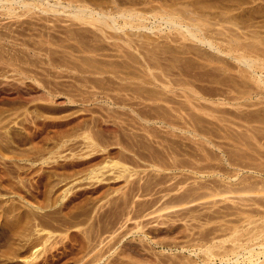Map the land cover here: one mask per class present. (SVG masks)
<instances>
[{
	"label": "rangeland",
	"instance_id": "374dc122",
	"mask_svg": "<svg viewBox=\"0 0 264 264\" xmlns=\"http://www.w3.org/2000/svg\"><path fill=\"white\" fill-rule=\"evenodd\" d=\"M163 2L164 1L156 2L157 5L162 6V8H164L163 10H168L166 8V5L168 7H170L172 5V3L170 1H165L164 3ZM184 2H186V3H184ZM188 3H189V7H186V6H188L187 5ZM173 4H174V6L172 5L171 6L172 8L171 7L170 8L174 9V10L183 11L184 7L188 8L187 9V10H189L188 12L189 13L192 12V13H191V15L189 14L190 16H188V15L187 16L188 17H194L196 19V22H200V21H198L197 18L199 15H201L202 12H203V15L207 14L209 16V17H206V19H209L212 17L217 19V21L220 19L219 20L220 22L221 21L224 22V24L221 22L223 24V26H226L225 25L226 24L225 21H227L226 19H228V20L234 19L238 29H237V27L234 29L229 24H227V27L228 26L230 27V28L228 27L229 31L232 29L230 31V33L233 31L232 34H234V32H238V34H239L238 39H240V40H238L239 43L240 44L243 43L244 45H247V44L249 45V43L250 44L255 43L254 47L256 49H259L257 51V56H258L259 51H260L259 55L261 54L262 50L264 51V44H263L264 43V0H176L175 2H173ZM190 5H193V7ZM173 7H176L178 9H175ZM179 7H180V9H179ZM192 8H194L195 10ZM193 10H194V12H193ZM196 10L198 11V13ZM22 12H24V11H22ZM22 12L19 9L14 13L15 16L11 15L12 17H10V16L7 17V15L6 16L0 15V36L2 35L1 36L2 39L0 38V40H2V41H0V58H1L0 59V117H1L0 118V125H1L0 126V264H171L172 260H173L172 264H177V263L178 264H193V263L194 264H202L201 258L203 256L199 252L201 250H199V248H197V250H196V248H192L193 244H194V246H196L198 244L199 245L202 244V242L203 243L205 242L204 244L206 245L209 238H210V240L208 242L209 244L206 246H209L210 243L213 244L215 242L214 244H217V243L219 244V243H222L221 241H223L225 246H224V244H222V245L224 246L225 249H228L231 245L230 242H228L229 237H230V241H232L231 239L234 237L232 234H234V232L235 233L238 232L237 233L238 236L235 235V237L237 236V237H241V239L242 238L245 239V240L242 239V241L240 240L242 242V244H245V242L243 243V241H246V243H247L246 239L251 237L248 235H251L252 234L251 232L254 233V231H256V227H259L258 225H260L264 221V219L261 221V219L264 217V209H263L264 204H262V201L264 200L263 199L264 198V194H263L264 193L263 192L264 191V186H263L264 184H262V183H264V174H263L264 173V170H263L264 166L262 167V165H264V136H263L264 135V125L260 124L259 121H257L256 119L253 118L254 113H255L254 114L255 116L257 115L256 112H254V111H257V113L259 112V114L261 112H263V113H261V115L264 116V88H259L258 90L253 88V91L256 90L259 94L255 91L256 95L251 96L249 99H246V100L242 99V100H239V101L234 103L232 99H233V97L234 98L236 97L235 94L234 93L233 94L232 93L227 94L228 89L226 87L220 86L217 83L214 84L213 82H216V81L219 82V80H217V79H220L221 81H223L225 77H228V74L230 72L229 76L232 75L231 77L234 79V81L237 78L236 82L239 83V81H240V84H239L240 86H242V85L244 86L245 83H246L245 86H247L248 84H250L252 86L253 83L249 80H246V81L243 80L245 83L241 84L242 79H238L236 71L234 72V70H236L235 67H237V64L232 59L230 60V58H227L226 56L219 55V57L224 58L223 61L225 60L226 63H228V64H226V66L228 65V67L229 66L230 67L235 66V67H234V69H233V67H231V71L227 72L228 74L225 73L224 76L223 75L217 76L218 73L217 74L215 72L212 73V70H211L212 67L216 68L218 66V64H212L213 66L210 65V66H208V68H205V67H207L205 65V64H207L205 61L202 60L203 61L202 62L200 60V63H199V61H198L199 59H196V57H194L195 55L193 52H195V51H193V49H192L193 52H191L190 56H189V53L186 56H185V54H181V55L177 54L176 63L178 65L176 63H174V66H175V64L177 66V67H174L173 65H171V63L174 62L176 55H173V57L174 56L175 57L173 58L174 60L172 62H171V58H172L171 55L175 54L177 52L180 53L179 49H181V45L184 46V48L186 47L185 45H187V47L185 48L186 50H187V48H190L191 47V45L189 44L190 42L187 41L185 44L180 39L174 40L178 35L176 36L174 34L176 36V37H174V35H172L174 32L172 33L171 30H169V31L167 30L169 33H171V34H168V32L166 31L167 28L166 29H165V27L163 28L162 24H157L156 21L153 20L154 15L151 13H147V12L144 13V14H146V16L143 14L144 17L146 18V23L148 22L146 24L147 27L150 28L152 26V22H153V23L157 24V25L154 24V26L163 32H160L159 30L155 29L154 26H153L154 29L151 27L150 29L146 28L144 30L143 29L139 30V34H137L138 33L137 30H134L135 32L132 30L134 33L129 31V33H131L132 35L134 34L135 37L141 38L137 41L136 38L134 37L133 39H134V41L136 40V42H133V41H128L127 39H129V38L123 39L124 37L129 36L131 38L129 40H133L131 35H129V33H127V35H125L124 33L119 32V33H116V35L118 34L116 36L115 33L112 34V32H109V31H107L108 35H106L107 34L106 32L104 34L106 35V37L109 36V38L112 36L113 39L107 40L108 38L106 39L105 37H103V36H105L104 34L101 33L103 35V36H101L99 31L94 30L95 28L94 29H93V27L89 28L90 25L89 26L83 25V24H80L79 22L73 21L72 19H71L72 20L71 21L69 17H67V16L65 17L64 15H58V16L57 15H51V14L43 15L41 13H38V11H32L33 13L32 12L22 13ZM199 12H201V13H199ZM179 13L182 14V12H179ZM179 13H177V14L179 15ZM177 14L175 16L180 18V15L178 16ZM183 14H185V13H183ZM196 14L197 15L199 14V15L197 16ZM195 15H196V17H195ZM31 16H32V18H31ZM48 16H49V18H48ZM184 16L185 15H183V17L181 16V18H180L181 21H183V20H185V18H187V16H185V17ZM65 18H67V19H65ZM182 18H184V19H182ZM199 18H200V20H202L204 18V16L202 17V15H201ZM206 19H205V21H206ZM20 20H21V22H20ZM17 21H18V23H17ZM185 21H187V20H185ZM185 21H183V22L185 23ZM35 23H36V26H35ZM70 23H71V26H70ZM200 23H202V22H200ZM212 23H213V21H212ZM221 23H220V25H221ZM150 24H151V26H150ZM52 25H53V27H52ZM159 25H160L161 29L159 28ZM27 26H28V28H26ZM37 26L39 27V29ZM223 26H221V27H223ZM68 27L70 30L68 29ZM85 27L87 28V30ZM33 28H35V29L33 30ZM214 28L218 29L217 26ZM223 28H225V30L222 29L221 31L226 32V27H223ZM48 29H50V30H48ZM148 29L150 31L151 30L152 31L150 32ZM219 29H221V28H219ZM155 30H157L158 32ZM236 30H238V31H236ZM62 33H64V35H62ZM110 33H111V35H110ZM226 33H228V31ZM241 33H242V35H241ZM5 34H7V35L5 36ZM119 34H122V35H120L121 37L119 36ZM135 34H137V36ZM162 34H164V35H162ZM243 34H245V35H243ZM34 35H35V37H33ZM75 35H76V37L74 38ZM139 35H142V36L140 37ZM21 36H23V37H21ZM52 36H53V38H52ZM56 36H57L58 40H57ZM116 37H119V39H117ZM142 37H143V40H142ZM253 37L254 38L256 37V38L254 39ZM121 38L123 40H121ZM178 38H179V36L177 37V39ZM257 38H258V40H257ZM11 39H13V40L11 41ZM44 39H45V41H44ZM144 39H145V41H144ZM260 39H262V40H260ZM69 40H71V41H69ZM167 40L173 44L169 43ZM173 40H174V42H172ZM87 41H88V43H87ZM97 41L98 42L100 41V42L98 43ZM125 41L126 42L128 41L129 44H126ZM147 41H150V42H147ZM162 41L165 45L162 43ZM175 41L176 42L181 41V43H176ZM63 42H65V44ZM82 42L86 46L83 45V47H82V44H81ZM104 42H106V43H104ZM123 42H125L126 46ZM140 42L142 44L139 45L138 43H140ZM108 43H110V44H108ZM259 43H260V45H259ZM178 44H180V45H178ZM100 45H101V47H100ZM102 45H103V47H102ZM117 45L120 47H118ZM121 45H124L125 49ZM127 45H128V48H127ZM192 45H194V44H192ZM133 47L135 48L134 49L135 51L133 50ZM140 47H142V48L139 50L138 48H140ZM175 47L179 48V49L178 48L176 49L177 52L175 50H171V49H175ZM35 48H37V49H35ZM93 48H95L96 50ZM157 48H159V49L157 50ZM160 48H162V50ZM41 50H42V52H41ZM88 50L90 52H88ZM114 50H116V52ZM138 50L140 52H142L143 54L146 52V50H147V52L149 51L150 54H152V55L154 53V55H157L156 58L159 56L158 59H159L160 63L158 62V60H156V61L159 63V65H162L161 66L162 69L157 68V67H160L158 65V63L156 64V67H154L155 63L152 65V67H154V69L151 67H148L150 65L149 62H151V61L148 62V60H146V59H148V55L146 54L147 52L145 53L147 56L145 54L143 55V56H146L147 58L145 57V58L140 59L142 57V55H141L142 53L138 54L139 53ZM186 50H184V51H186ZM172 51H174V52H172ZM207 51H208V53L210 52L209 50H207ZM74 52H76V53L74 54ZM126 52H128L129 54H127ZM149 52H148V54H149ZM166 52H167V54H166ZM170 52H172V53L170 54ZM125 53H126V55H125ZM113 54H114V56H113ZM262 54L264 55V52H262ZM262 54H261V56H263ZM62 55H63V57H62ZM69 55H70V57H69ZM129 55H130V57L128 60V59H126V57ZM135 55H136V57H135ZM160 55H162L164 57L161 56V58H160ZM178 55H180V56H178ZM83 56L86 58H84ZM138 56H141V57H138ZM2 57L4 58V60ZM185 57H187L186 58L187 60H188V57H190V58L187 61L185 59ZM69 58H71V59H69ZM262 58L264 59V56ZM143 59H145L144 61H147V62L144 63ZM179 59H181V60H179ZM195 59H196V61H195ZM58 60L60 63L58 62ZM110 60H111V62H110ZM167 60H170V61L168 62ZM18 61H20V62H18ZM67 61H69V62H67ZM80 61H82V62L80 63ZM120 61H122V63ZM225 61H224V63H225ZM37 63H38V65H37ZM124 63H125V65H124ZM138 63H140V64H138ZM146 63L148 64V66ZM168 63H170V64H168ZM186 63H187V66H184V65H186ZM203 63L205 66L203 65ZM98 64H100V66ZM151 64H152V62H151ZM193 64H197V66L193 65ZM79 65H81L82 67ZM120 65H122V66H120ZM165 65L169 68H167ZM219 65L220 66H218V67L223 66L222 64H219ZM91 66H92V68H91ZM112 66L115 67L116 69L113 68ZM134 66H135V69H134ZM180 66H181V68H180ZM18 67H20V68H18ZM36 67H38V68H36ZM88 67H90V68H88ZM102 67H103V69H100ZM109 67L110 68L112 67L115 71L112 70V68H111V70L108 69ZM131 67H133V68H131ZM163 67H166L167 69H170V70L172 69L171 67H174V69H172L173 72H176V69H177L176 73H178L180 71L183 74L190 76L189 78H191L193 80L194 88L196 87L195 89H193V91L197 94H199V92H200L199 95L201 96V98L197 97V96H199L197 94H196L197 96L195 95L197 97L196 98L194 96V94H192L193 92L190 93V95H191L190 97H192L191 99H193V100H194V98H195V100L197 99L195 102L193 100H191V105H190L191 107L189 106L190 108L187 107L188 106L187 104L184 105L186 107L182 106V104L181 105L178 104V103H180L181 100L183 101V99H182L183 96L178 94L179 90H180L179 93L182 92V90H181L182 88H180V89L177 88L178 90L173 89V88L167 90L166 89L167 85L166 86L163 85L164 82H166L165 79L162 81H160L161 78H159V79L157 78L158 80L154 79L155 76L156 77L158 76V72L160 73L159 69L163 70ZM186 67H187V69H186ZM192 67H194V68H192ZM75 68H77V70ZM128 68H129V70H128ZM195 68H197V69H195ZM99 69L101 70V72ZM157 69L159 71H156ZM180 69H182V71ZM190 69H192V70H190ZM132 70L133 71L135 70V71L133 72ZM150 70H152V71L150 72ZM164 70H166V69H164ZM194 70H195V72H194ZM52 71H54V72H52ZM91 71H95V72L92 73ZM106 71L109 73L105 74ZM119 71H120V73H119ZM208 71H210V72H208ZM27 72H29V73H27ZM110 72H111V74H110ZM141 72H143V73H141ZM198 73H200V74L198 75ZM38 74H39V76H38ZM124 74H127L128 77ZM131 74L132 75L135 74L134 75L135 77L133 78V76H131ZM154 74H156V75H154ZM68 75H69V77H68ZM114 75H116V76H114ZM213 75H214V77H213ZM11 76H12V78H11ZM81 76H82V78H81ZM120 76H121V78H120V80H118ZM193 76H195V77H193ZM234 76H236V78H234ZM32 77H34V78H32ZM46 77H48V78H46ZM115 77H117V78H115ZM143 77H144V79H142ZM220 77L221 78L223 77V78L221 79ZM88 78H89V80H88ZM197 78H199V79H197ZM85 79H87V80H85ZM95 79L97 81H95ZM105 79H106V81H105ZM153 80H156L158 82L153 81ZM197 80H199V82L203 81L200 83L204 86H201V84ZM210 80H211V82H209L210 83L209 84L208 81H210ZM91 81H92V83H91ZM146 81H148L149 83ZM159 81L162 82L163 84L159 83ZM6 82H7V84H6ZM113 82H114V84H113ZM150 82H154V84H152V83L150 84ZM126 83L128 84V86ZM138 83L140 86L138 85ZM11 84H12V86H11ZM53 84H55V85H53ZM75 85L78 86V88ZM85 85H86V87H85ZM66 86H67V88H66ZM114 86H116V87H114ZM121 86L126 90H123V88ZM136 87H138V88L140 87L139 88L140 90L137 89L138 91H136V89H134ZM156 87H158V90H156L157 89ZM199 87L201 88L203 93ZM127 88L129 89L130 92L128 91ZM117 89H119V90H117ZM159 89H161L163 92ZM222 89H225L227 91V92L225 91L227 94V97H226L227 99H228V95L230 96L232 94L230 96L231 100H229L230 98L226 101L224 100V99H226L224 97L226 95H225L224 90L222 91ZM250 89L252 90V88H250ZM84 90H86V91H84ZM121 90H123V91H121ZM154 90L162 92L161 93L162 96H161V94H158V92H155ZM169 90H172V91H170L172 93H170ZM204 90H205V92H204ZM245 90H246V88H244V91ZM248 90L249 89L247 87V91ZM62 91H63V93H61ZM133 91L134 92L136 91L139 93L136 94V92L134 93ZM141 91H143V92H141ZM166 91L170 94L175 95V96L172 97L173 95L168 94ZM173 91L175 92V94ZM164 92H165L166 98H165V95L163 94ZM67 93H69V94H67ZM106 93H108V94H106ZM123 93H125V94H123ZM155 93L157 95H160L157 99H155L157 97V95ZM221 93L224 94V96ZM13 94L15 96H13ZM65 94H66V96H65ZM119 94H121V95H119ZM126 94H127V97L125 96ZM177 94L179 96H181L182 98L181 97L178 98ZM130 95H131V97H130ZM116 96H117V100H116ZM121 96L123 98H121ZM124 96H125V98H124ZM144 96L147 98H144ZM169 96H171V97H169ZM13 97H14V99H13ZM118 97L120 98V100L118 99ZM175 97H177L179 100ZM221 97H223L224 99L221 100ZM71 98H72V100H71ZM149 98H151V99H149ZM162 98H163L164 102H163ZM167 98H171L170 99L171 101H168L169 99H167ZM17 99H18V101H17ZM112 99H113V101H112ZM122 99H124V100H122ZM157 100H158V102H157ZM172 100L173 101L175 100L174 103L172 102ZM121 101L124 102V105ZM132 101H133V103H132ZM166 101L169 103L172 102L173 104L172 103L169 104ZM184 101L182 102L183 104L185 103ZM127 102H129V103H127ZM135 102H138L139 104H137ZM153 102H155V103H153ZM192 102H193V105H192ZM207 102L210 103L209 106H208ZM117 103H118V105H117ZM121 103H122V105H121ZM197 103H199V104L202 103V104H200L201 105L200 106ZM242 103H245V104H242ZM251 103H252V106H251ZM261 103H263V105ZM158 104L161 106L164 105V106H162V108H163L162 110H161V106L159 107ZM211 104H213V106ZM234 104L235 105L240 104V106L241 105H245V106H241V107L239 106L238 107V108H240V110H239L238 108H236L237 105L235 106ZM155 105H157L158 108H156ZM177 105H178V107H177ZM143 106H144V108H143ZM153 106L155 108H153ZM192 106L194 107V109ZM146 107H148V108H146ZM179 107H181L182 109H179ZM195 107H197V108H195ZM204 107L205 108L207 107V108L204 109ZM208 107H209V109H208ZM213 107H215V108L213 109ZM152 108H153V110H151ZM186 108L188 109V112H187ZM219 108H222V111H224V112H222L221 109H219ZM89 109H90V111H89ZM111 109H112V111H111ZM147 109L149 112H147ZM155 109H160V110H155ZM164 109H166V110H164ZM176 109L178 110L177 113L175 111ZM189 109H192V110H189ZM201 109H202V111H201ZM215 109H216V112H214V115L216 113L215 116L218 120L215 118V116L213 115V112H212V111H215ZM236 109L239 112H236ZM123 110H124V112H123ZM181 110H183V111H181ZM209 110H210V112H209ZM225 110H226V115H225ZM141 111H143V112H141ZM153 111L156 114H154ZM184 111H186V114L189 115V117L185 114ZM206 112H207V114H206ZM217 112H219V114ZM232 112H234V113H232ZM147 113H149V114H147ZM183 113L185 114V117H184ZM240 113H241V115H240ZM249 113H251L252 115ZM110 114H112V115L110 116ZM177 114H179V115H177ZM180 114L181 115L183 114V115L181 116ZM237 114H239V115H237ZM248 115H250V116H248ZM179 116L182 118H180ZM242 116L243 117L246 116V118L244 117V119H243ZM202 117L203 118L205 117V118L203 119ZM251 117L256 121L253 122L254 120ZM192 118H194L195 120ZM3 119H5V120H3ZM238 119L241 120V122ZM246 119L248 121L250 120V122L246 121ZM251 119H252V121H251ZM123 121H124V123H123ZM170 121L173 122L172 123L173 127L170 126L171 125ZM201 122H202V124H201ZM232 122H234V123H232ZM242 122H244V123H242ZM251 122H253L254 124ZM130 124L133 126V129H132V126ZM141 124L143 125V127ZM179 124H181V125H179ZM233 125H235V126H233ZM255 125H257V126H255ZM224 126H226V127H224ZM191 127H193V128H191ZM119 128L121 129V132H120ZM196 128L198 130H196ZM216 128H218V129H216ZM246 128H248V129H246ZM252 128H253L254 132L252 131ZM126 129H129V130H126ZM222 129H223V131H219ZM135 130H136V132H135ZM155 130H157V131H155ZM192 131H194V132L197 131V132L194 133ZM198 131H200V133ZM151 132L153 135L150 134ZM168 132H169V134H168ZM204 132H205V134H203ZM225 132H227V133H225ZM236 132H238V133H236ZM224 133H225V135H224ZM248 133H249V135H248ZM231 134H233V135H231ZM31 135L34 137L32 138ZM147 135H148V137H146ZM165 135H166V137H165ZM182 135H183V137H182ZM222 135H224V136L222 137ZM247 135L250 136V138L247 137ZM97 136L100 137V139H97L98 138ZM142 136H144V137H142ZM176 136H178V137L176 138ZM254 136L257 138L255 139ZM93 137H94V139H93ZM118 137H119V139H118ZM145 137H146V139H145ZM195 137H197V138L195 139ZM127 138H129L130 141ZM143 138H144V140H143ZM85 139H87L88 141H86ZM258 139H259V141H258ZM104 140H107V142ZM113 140H114V142H113ZM136 140L138 141L139 144L136 142ZM246 140H248V142ZM151 141H153V143ZM236 141L238 143H236ZM250 141H251V143H250ZM111 142H112V145H111ZM141 142H142V144H141ZM187 142L189 144H187ZM206 143H207V145H206ZM178 144L180 145V147ZM212 144H215V145H212ZM146 145H148V146H146ZM164 145H165V147H164ZM221 145L225 146V148L221 149L222 148ZM253 145H255L256 147ZM106 146H108V147H106ZM144 147H145V149H143ZM253 147H254V149H253ZM165 148H168L169 151H167L168 149H165ZM181 148H183V149H181ZM174 149H175V151H174ZM228 149H229V151H228ZM136 150H137V152H136ZM205 150H206V152H203ZM239 150H241V152ZM170 151L172 154L168 153ZM105 152H106V154H105ZM120 152H123V153H120ZM156 152H157V154H156ZM212 152L214 155L211 154ZM235 153L237 155L239 154V156H237ZM241 153H243V154H241ZM181 154H182V156H181ZM233 154H234V156H233ZM118 155H119V157H118ZM218 155H221V156H218ZM235 155H236V157H235ZM171 156H172V158H171ZM229 156H230V158H229ZM240 156H243V158H240ZM244 156H245V158H244ZM156 157H157V159H156ZM213 157H215V158H213ZM252 157H254V160L252 159ZM177 158H178V160H177ZM179 158L181 161L179 160ZM200 159L205 160V161H201ZM214 159H217V160H214ZM246 159H248V160H246ZM250 159H252L253 161ZM144 160H146V161L149 160V162H146ZM157 160H159V161H157ZM237 160L239 162H237ZM240 160H242L243 163ZM151 161H152V163H151ZM199 161H201V162H199ZM175 162L178 164H176ZM189 162H190V164H189ZM207 162L208 163L210 162L212 164H210V163L208 164ZM185 164H188L187 166H189V165L190 166L187 167ZM242 164L245 165L247 168L244 167ZM169 165H171L173 167H174V165H176L178 170L177 169L170 170L172 168ZM240 165H241V167H240ZM183 166H184V168H183ZM191 166H192V169H191ZM215 166H217V167L213 168ZM162 167L164 169H162ZM180 167H181V169H180ZM168 168H170V169H168ZM206 168H208V169H206ZM226 168H227V170H226ZM194 170H196V171L198 170L199 172L197 171L198 172L197 173ZM202 171H204V172L206 171V172L204 173ZM230 172H231V174H230ZM249 175H250V177H249ZM174 176L176 177V180L178 182H176V180L173 179V178H175ZM251 176H253L252 177L253 180L251 179ZM255 176H258V177L256 178ZM152 177H153V179H152ZM213 178L215 180H213ZM238 178H240V180ZM172 181H174V182H172ZM258 181H260V182H258ZM195 183H196V185H195ZM159 184H160V186H159ZM172 185H173V188H172ZM246 185H248V186H246ZM261 185H262V187H261ZM151 186L152 187L154 186V187L152 188ZM226 186H227V188H226ZM192 188H193V190H192ZM209 188L210 189L214 188V189L210 190ZM255 188H257V189H255ZM148 189H149V191H148ZM153 189H155V190L153 191ZM187 189L189 191H187ZM166 191H167V193H166ZM258 191H260V192H258ZM154 192H156V193H154ZM219 192H221V193H219ZM205 194H206V196H205ZM218 194H220V195H218ZM203 195L205 197H203ZM244 195L246 197H244ZM260 195H262V196H260ZM251 196H252V198H251ZM237 197H239V198H237ZM240 197H241V199H240ZM202 198H204V199H202ZM233 198H236V199H233ZM245 198H246V200H245ZM157 199H159V200H157ZM237 200L238 201L242 200V201L240 203ZM250 200L251 201L253 200L252 202H255L256 204L252 203ZM192 201H193V203H192ZM235 201H236V203H235ZM246 201H249V203ZM155 202H157V203H155ZM243 202H244V204H242ZM259 204H260V206H259ZM262 206H263V208H262ZM239 208H241V209H239ZM250 210H251V212H250ZM259 211L262 212L263 214L259 213ZM245 212H247V213H245ZM255 212H257V213H255ZM186 213L189 215H187ZM228 213H230V214H228ZM214 214L216 215V217L214 216ZM220 214H223V215L221 216ZM236 214H238V215H236ZM205 215H207V216H205ZM236 217L237 218L239 217L238 218L239 220ZM227 218H229V220ZM235 218H236V220H235ZM257 218H259L260 220ZM212 219H214V220H212ZM227 220H228V222H226ZM252 220H253V222H252ZM211 221L212 222L214 221L215 223L214 222L212 223ZM203 222H205V223H203ZM232 225H234V226H232ZM247 225L249 227H247ZM250 226H252V227H250ZM261 226L262 227L264 226V222L261 224ZM228 227H230V228H228ZM236 227L238 229L237 231H236ZM167 228H168V230H167ZM211 228H214V229L216 228V229L214 230ZM232 228H233V230H232ZM250 228H251V231H250ZM201 230L204 232H202ZM227 231H228V234H227ZM243 231H245L247 234H245ZM197 232H199L200 234H198ZM190 233H191V235H190ZM248 233H251V234H248ZM263 234H264V232L262 233V235ZM213 235H215V236L213 237ZM217 235H218V237H217ZM231 235L233 236L232 238H231ZM245 235L248 237L246 238ZM203 237H205V238H203ZM212 237L215 239H213ZM263 237H264V235H263ZM263 237H261V238H263ZM220 238H223V240L221 239V241H220ZM203 239H207V241L203 240ZM237 239L239 240V238H237ZM192 240H194V241H192ZM216 241H217V243H216ZM218 241H220V242H218ZM172 242H173V244H172ZM193 242H195V243H193ZM225 242H227V243H225ZM179 243H181V244H179ZM248 246H249V244H248ZM231 247H232V245H231ZM181 248H183V249H181ZM195 251L197 252L196 255H195ZM173 256H175V257H173ZM262 261H263V259H260V262H262ZM181 262H183V263H181Z\"/></svg>",
	"mask_w": 264,
	"mask_h": 264
},
{
	"label": "bare ground",
	"instance_id": "6f19581e",
	"mask_svg": "<svg viewBox=\"0 0 264 264\" xmlns=\"http://www.w3.org/2000/svg\"><path fill=\"white\" fill-rule=\"evenodd\" d=\"M162 2V1H170L171 3H172V5L174 6V4H173V2H175L176 0H0V15L2 16V15H4V16H6L7 15V17H12V16H15L14 15V13L17 11V10H21V12L22 11H24V12H26V13H30V12H32V11H38V13H41V14H43V15H49V14H51V15H64L65 17L67 16V17H69L70 18V20L72 19L73 21H76V22H79L80 24H83V25H90L89 26V28L91 27H93V29L94 30H96V31H99L100 32V34L102 33V34H104L105 32L107 33L106 35H108V32L107 31H109V32H112V34H114L115 33V35H116V33H124L125 35H127V33H129V31L130 32H133L134 30H137V34H139V30H144V29H146V28H149V27H147V23H146V18L144 17V15L146 16V14H144V13H151V14H153L154 15V21H156V23L157 24H162L163 25V28L165 27V29H166V31L168 30H171L172 31V35H178L179 36V38L177 39V37L174 35V37H176L174 40H182L185 44H186V42L188 41V42H190L189 44L191 45V47L190 48H187V50L185 49L186 47H187V45H185L186 47L184 48V46H182L181 45V49H179L178 47V49L180 50V53L179 52H177L176 51V47H175V49H171V50H175L177 53H175V54H172L171 55V62L174 60L173 58L175 57H173V55H176V58H175V60H174V62L173 63H171V65H173L174 66V63H176V60H177V54H185V56L189 53V56H190V54H191V52H193V51H195V52H193L194 53V57H196V59H199L198 61H199V63H200V60L202 61H205L207 64H205L207 67H205V68H208V66H210V65H212V64H218V66H220L219 64H222L223 66L222 67H218L217 65V67L216 68H213L212 66V73L213 72H215L216 74H217V76L218 75H223L224 76V74L225 73H227V72H229V71H231V67H233V69H234V67L235 66H229L228 67V65L226 66V64H228V63H226V61H225V63H224V61H223V57L221 58V57H219V55H221V56H226L227 58H230V60L232 59L236 64H237V67H235L236 68V70H234V72L236 71V73H237V77H238V79H242V83L241 84H243V83H245L243 80H249V81H251L252 83H253V85L251 86L250 84H248L247 86H245V84H244V86L242 87V86H240L239 84H240V81H239V83H237L236 82V76H234V78H236L235 79V81H234V79L231 77L232 75H230L229 76V74H230V72H229V74H228V77H225L224 78V80L223 81H221L220 79H217V80H219V82L218 81H216V82H213L214 84L215 83H217V84H219L220 86H224V87H226L228 90V92L225 90V89H222V91L224 90V92L226 91L227 92V94L228 93H234L235 94V98L233 97V102L235 103V102H237V101H239V100H242V99H244V100H246V99H249L251 96H254V95H256L255 93L257 92L256 90H258L259 88H264V59L262 58L264 55L262 54V52H264L263 50H262V52H261V54L263 55V56H261V54L259 55V52H258V56L260 57H258L257 56V51L259 50V49H256L255 47H254V44H250L249 43V45L247 44V45H244L242 42V44H240L239 43V41L238 40H240V39H238V37H239V34H238V32H234V34H232V32L230 33V31L232 30H228L229 28L227 27V24H229V25H231V27H233L234 29L237 27L236 26V22H235V20L233 21V20H228V19H226L227 21H225L226 22V26H223V24H224V22L223 21H217V19H215L214 17H212V18H209V19H206V17H209L207 14H205V15H203V12L201 13V12H199V13H201V15H202V17L204 16V22L202 21V20H200V16L201 15H197L198 16V21H200V22H202V23H200V22H196V19L194 18V17H188V16H190L191 15V13H189L188 11L189 10H187L188 8H186V7H189V3L187 4L188 6H186V7H184V9H183V11H178V10H174V9H171L172 7V5L170 6V7H168L166 4V8L168 9V10H163L164 8H162V6H159V5H157L156 4V2ZM163 2V3H164ZM177 3V2H176ZM184 3H186V2H184ZM160 4V3H159ZM182 4V3H181ZM161 5V4H160ZM163 5V4H162ZM180 5V4H179ZM185 6V5H184ZM190 6H192L193 7V5H190ZM177 7V6H176ZM176 7H173V8H175V9H178V8H176ZM182 8V7H181ZM179 9H180V7H179ZM192 9H194V8H192ZM195 10V9H194ZM194 10H193V12H194ZM191 11V10H190ZM197 11V10H196ZM24 12H22V13H24ZM179 12H182V14H180ZM33 13V12H32ZM177 13H179V15H180V18H181V16L183 17V15H185V16H187V18H185V20H187V21H185V20H183V21H185V23L183 22V21H181V19L179 18V17H176L175 15L177 14ZM183 13H185V14H183ZM196 13V12H195ZM194 13V14H195ZM197 13H198V11H197ZM18 14V13H17ZM35 14V13H34ZM144 14V15H143ZM190 14V15H189ZM209 14V13H208ZM12 15V16H11ZM19 15V14H18ZM150 15V14H149ZM152 15V16H153ZM178 15V14H177ZM178 15V16H179ZM193 15V14H192ZM196 15H195V17H196ZM3 16V17H4ZM37 16V15H36ZM184 16V17H185ZM42 17V16H41ZM62 17V16H61ZM19 18V17H18ZM21 18V17H20ZM31 18H32V16H31ZM48 18H49V16H48ZM51 18V17H50ZM54 18V17H53ZM58 18V17H57ZM148 18V17H147ZM220 18V17H219ZM232 18V17H231ZM234 18V17H233ZM17 19V18H16ZM29 19V18H28ZM36 19V18H35ZM65 19H67V18H65ZM149 19V18H148ZM182 19H184V18H182ZM205 19H206V21H205ZM236 19V18H235ZM8 20V19H7ZM6 20V21H7ZM56 20V19H55ZM71 20V21H72ZM222 20V19H221ZM29 21V20H28ZM27 21V22H28ZM54 21V20H53ZM70 21V22H71ZM212 21H213V23H212ZM237 21V20H236ZM20 22H21V20H20ZM33 22V21H32ZM219 22V23H218ZM17 23H18V21H17ZM31 23V22H30ZM45 23V22H44ZM151 23V22H150ZM156 23H153L152 22V26H151V24H150V26L153 28V26H154V24H156ZM220 23H221V25H220ZM56 24V23H55ZM79 24V25H80ZM156 24V25H157ZM7 25V24H6ZM26 25V24H25ZM30 25V24H29ZM38 25V24H37ZM54 25V24H53ZM53 25H52V27H53ZM73 25V24H72ZM82 25V26H83ZM35 26H36V23H35ZM65 26V25H64ZM70 26H71V23H70ZM218 27V29H216V28H214V27ZM221 26H223V27H226V32L228 31V33H226L225 31H221L222 29L223 30H225V28H223V27H221ZM12 27V26H11ZM38 27V26H37ZM51 27V28H52ZM76 27V26H75ZM150 27V28H151ZM155 27V26H154ZM158 27V26H157ZM7 28V27H6ZM26 28H28V26L26 27ZM49 28V27H48ZM63 28V27H62ZM86 28V27H85ZM149 28V29H150ZM159 28H160V25H159ZM219 28H221V29H219ZM18 29V28H17ZM35 28H33V30H34ZM38 29H39V27H38ZM42 29V28H41ZM57 29V28H56ZM68 29H69V27H68ZM73 29V28H72ZM78 29V28H77ZM83 29V28H82ZM92 29V30H93ZM148 29V30H149ZM154 29V28H153ZM155 29H157V30H159L158 28H156L155 27ZM161 29V28H160ZM237 29H238V27H237ZM19 30V29H18ZM48 30H50V29H48ZM70 30V29H69ZM86 30H87V28H86ZM133 30V31H132ZM157 30H155V31H157ZM163 30V29H162ZM5 31V30H4ZM10 31V30H9ZM12 31V30H11ZM36 31V30H35ZM40 31V30H39ZM54 31V30H53ZM80 31V30H79ZM128 31V32H127ZM147 31V30H146ZM150 31V30H149ZM152 31V30H151ZM150 31V32H151ZM160 32H163V31H161V30H159ZM167 31V32H168ZM235 31V30H234ZM236 31H238V30H236ZM240 31V30H239ZM14 32V31H13ZM19 32V31H18ZM64 32V31H63ZM66 32V31H65ZM73 32V31H72ZM75 32V31H74ZM89 32V31H88ZM98 32V33H99ZM135 32V31H134ZM133 32V33H134ZM158 32V31H157ZM165 32V31H164ZM12 33V32H11ZM32 33V32H31ZM57 33V32H56ZM60 33V32H59ZM97 33V32H96ZM156 33V32H155ZM237 33V34H236ZM13 34V33H12ZM22 34V33H21ZM24 34V33H23ZM54 34V33H53ZM101 34V36H103ZM137 34H135L136 36H137ZM145 34V33H144ZM168 34H171V33H169L168 32ZM4 35V34H3ZM7 34H5V36H6ZM17 35V34H16ZM31 35V34H30ZM29 35V36H30ZM49 35V34H48ZM61 35V34H60ZM62 35H64V33H62ZM71 35V34H70ZM105 35V34H104ZM106 35L105 36H103V37H105L107 40H110V39H113V37L111 38H109V36H107L106 37ZM110 35H111V33H110ZM118 35V34H117ZM116 35V36H117ZM120 35H122V34H119V36ZM129 35H131V37H132V39L135 37L134 36V34L132 35L131 33H129ZM152 35V34H151ZM154 35V34H153ZM162 35H164V34H162ZM238 35V36H237ZM241 35H242V33H241ZM243 35H245V34H243ZM2 36V35H1ZM1 36H0V38H1ZM10 36V35H9ZM38 36V35H37ZM42 36V35H41ZM44 36V35H43ZM79 36V35H78ZM92 36V35H91ZM94 36V35H93ZM100 36V35H99ZM140 37L142 36V35H139ZM138 36V37H139ZM169 36V35H168ZM167 36V37H168ZM16 37V36H15ZM18 37V36H17ZM21 37H23V36H21ZM33 37H35V35L33 36ZM70 37V36H69ZM76 37V35L74 36V38ZM115 37V36H114ZM121 37V36H120ZM241 37V36H240ZM247 37V36H246ZM12 38V37H11ZM40 38V37H39ZM44 38V37H43ZM52 38H53V36H52ZM56 38H57V36H56ZM64 38V37H63ZM82 38V37H81ZM95 38V37H94ZM117 39H119V37H116ZM126 38H129V39H131L129 36L128 37H124L123 39H126ZM136 38V40L138 41L139 39H141V38H137V37H135ZM145 38V37H144ZM169 38V37H168ZM167 38V39H168ZM254 38V37H253ZM256 38V37H255ZM254 38V39H255ZM2 39V38H1ZM4 39V38H3ZM8 39V38H7ZM16 39V38H15ZM32 39V38H31ZM42 39V38H41ZM46 39V38H45ZM45 39H44V41H45ZM122 38H121V40H123ZM129 39H127L128 41H133V42H136V40L134 41V39L133 40H129ZM155 39V38H154ZM153 39V40H154ZM244 39V38H243ZM247 39V38H246ZM253 39V40H254ZM263 39V38H262ZM262 39H260V40H262ZM9 40V39H8ZM13 39H11V41H12ZM17 40V39H16ZM22 40V39H21ZM34 40V39H33ZM57 40H58V38H57ZM67 40V39H66ZM76 40V39H75ZM87 40V39H86ZM142 40H143V37H142ZM174 40L172 41V42H174ZM257 40H258V38H257ZM0 41H2V40H0ZM19 41V40H18ZM36 41V40H35ZM47 41V40H46ZM62 41V40H61ZM69 41H71V40H69ZM93 41V40H92ZM126 42V44H129V42ZM144 41H145V39H144ZM152 41V40H151ZM160 41V40H159ZM168 41V40H167ZM39 42V41H38ZM37 42V43H38ZM43 42V41H42ZM49 42V41H48ZM78 42V41H77ZM84 42V41H83ZM83 42L81 43L82 44V47H83ZM86 42V41H85ZM98 42V41H97ZM100 42V41H99ZM98 42V43H99ZM125 42H123L124 44H125ZM147 42H150V41H147ZM157 42V41H156ZM169 42V41H168ZM176 42V41H175ZM260 42V41H259ZM53 43V42H52ZM64 44H65V42H63ZM87 43H88V41H87ZM91 43V42H90ZM104 43H106V42H104ZM112 43V42H111ZM119 43V42H118ZM154 43V42H153ZM162 43H163V41H162ZM169 43H171V42H169ZM176 43H181V41H177ZM224 43V44H223ZM263 43V42H262ZM9 44V43H8ZM12 44V43H11ZM36 44V43H35ZM43 44V43H42ZM45 44V43H44ZM48 44V43H47ZM46 44V45H47ZM108 44H110V43H108ZM113 44V43H112ZM117 44V43H116ZM121 44V43H120ZM119 44V45H120ZM126 44H125V46H126ZM139 45L140 44H142L141 42L140 43H138ZM164 44V43H163ZM168 44V43H167ZM171 44H173V43H171ZM175 44V43H174ZM188 44V45H189ZM192 44H194V45H192ZM246 44V43H245ZM264 44V43H263ZM18 45V44H17ZM90 45V44H89ZM94 45V44H93ZM135 45V44H134ZM151 45V44H150ZM165 45V44H164ZM178 45H180V44H178ZM189 45V46H190ZM259 45H260V43H259ZM262 45V44H261ZM21 46V45H20ZM63 46V45H62ZM76 46V45H75ZM84 46H86V45H84ZM111 46V45H110ZM118 46V45H117ZM121 46H123L124 47V49H125V46L124 45H121ZM133 46V45H132ZM158 46V45H157ZM161 46V45H160ZM188 46V47H189ZM2 47V46H1ZM7 47V46H6ZM59 47V46H58ZM68 47V46H67ZM66 47V48H67ZM94 47V46H93ZM100 47H101V45H100ZM102 47H103V45H102ZM113 47V46H112ZM118 47H120V46H118ZM154 47V46H153ZM162 47V46H161ZM172 47V46H171ZM43 48V47H42ZM45 48V47H44ZM47 48V47H46ZM86 48V47H85ZM117 48V47H116ZM122 48V47H121ZM127 48H128V45H127ZM142 47H140V48H138L139 50L141 49ZM167 48V47H166ZM259 48V47H258ZM35 49H37V48H35ZM51 49V48H50ZM68 49V48H67ZM81 49V48H80ZM88 49V48H87ZM93 49H95V48H93ZM103 49V48H102ZM123 49V50H124ZM130 49V48H129ZM135 48L133 47V50H134ZM145 49V48H144ZM151 49V48H150ZM159 48H157V50H158ZM161 50H162V48H160ZM168 49V48H167ZM183 49V50H182ZM192 49H193V51H192ZM3 50V49H2ZM40 50V49H39ZM43 50V49H42ZM42 50H41V52H42ZM83 50V49H82ZM96 50V49H95ZM94 50V51H95ZM98 50V49H97ZM104 50V49H103ZM112 50V49H111ZM138 50V51H139ZM156 50V51H157ZM184 50H186V51H184ZM207 50H209L210 52L208 53V51ZM27 51V50H26ZM34 51V50H33ZM32 51V52H33ZM49 51V50H48ZM47 51V52H48ZM52 51V50H51ZM50 51V52H51ZM64 51V50H63ZM107 51V50H106ZM115 52H116V50H114ZM118 51V50H117ZM120 51V50H119ZM122 51V50H121ZM127 51V50H126ZM130 51V50H129ZM128 51V52H129ZM135 51V50H134ZM137 51V50H136ZM165 51V50H164ZM170 51V50H169ZM182 51V52H181ZM31 52V53H32ZM46 52V51H45ZM56 52V51H55ZM78 52V51H77ZM88 52H90L89 50H88ZM93 52V51H92ZM97 52V51H96ZM128 52H126L127 54H129ZM146 52H147V50H146ZM145 52V53H146ZM149 52V51H148ZM148 52L146 53L147 55H148V59H146V60H148V62L149 61H151L152 62V64H151V62H149L150 63V65L148 66V64H147V66L148 67H151V68H153L154 69V67H156V64L159 62V59H158V57L156 58V56L157 55H154V53H153V55L152 54H150V52H149V54H148ZM155 52V51H154ZM172 52H174V51H172ZM172 52H170V54L172 53ZM24 53V52H23ZM62 53V52H61ZM76 52H74V54H75ZM126 53H125V55H126ZM140 53H142V52H140L139 51V53L138 54H140ZM144 53V54H145ZM152 53V52H151ZM159 53V52H158ZM22 54V53H21ZM45 54V53H44ZM69 54V53H68ZM124 54V53H123ZM134 54V53H133ZM143 53L141 54L142 55V57L141 56H138V57H141L140 59H142V58H145L146 56H143L144 55ZM157 54V53H156ZM163 54V53H162ZM165 54V53H164ZM166 54H167V52H166ZM43 55V54H42ZM67 55V54H66ZM90 55V54H89ZM119 55V54H118ZM132 55V54H131ZM159 55V54H158ZM180 55H178V56H180ZM2 56V55H1ZM49 56V55H48ZM53 56V55H52ZM107 56V55H106ZM113 56H114V54H113ZM133 56V55H132ZM161 56L162 55H160V58H161ZM168 56V55H167ZM183 56V55H182ZM9 57V56H8ZM17 57V56H16ZM37 57V56H36ZM59 57V56H58ZM62 57H63V55H62ZM68 57V56H67ZM69 57H70V55H69ZM73 57V56H72ZM84 57V56H83ZM82 57V58H83ZM93 57V56H92ZM99 57V56H98ZM129 57H130V55L129 56H127L126 57V59H128L129 60ZM135 57H136V55H135ZM162 57H164V56H162ZM3 58V57H2ZM20 58V57H19ZM51 58V57H50ZM77 58V57H76ZM84 58H86V57H84ZM132 58V57H131ZM134 58V57H133ZM147 58V57H146ZM187 57H185V59H186ZM189 58L190 57H188V60H189ZM1 59V58H0ZM9 59V58H8ZM25 59V58H24ZM27 59V58H26ZM38 59V58H37ZM64 59V58H63ZM69 59H71V58H69ZM88 59V58H87ZM137 59V58H136ZM163 59V58H162ZM165 59V58H164ZM168 59V58H167ZM192 59V58H191ZM196 59H195V61H196ZM3 60H4V58H3ZM12 60V59H11ZM19 60V59H18ZM53 60V59H52ZM61 60V59H60ZM67 60V59H66ZM114 60V59H113ZM120 60V59H119ZM145 59H143V61H144ZM156 60H158V62L156 61ZM179 60H181V59H179ZM187 60V59H186ZM185 60V61H186ZM187 60V61H188ZM193 60V59H192ZM54 61V60H53ZM73 61V60H72ZM136 61V60H135ZM162 61V60H161ZM168 62L170 61V60H167ZM202 61V62H203ZM9 62V61H8ZM17 62V61H16ZM18 62H20V61H18ZM38 62V61H37ZM40 62V61H39ZM58 62H59V60H58ZM65 62V61H64ZM67 62H69V61H67ZM82 61H80V63H81ZM87 62V61H86ZM110 62H111V60H110ZM118 62V61H117ZM116 62V63H117ZM121 63H122V61H120ZM125 62V61H124ZM129 62V61H128ZM127 62V63H128ZM145 62H147V61H144V63ZM166 62V61H165ZM178 62V61H177ZM190 62V61H189ZM2 63V62H1ZM14 63V62H13ZM22 63V62H21ZM26 63V62H25ZM51 63V62H50ZM57 63V62H56ZM60 63V62H59ZM155 63V64H154ZM160 63V62H159ZM159 63H158V65H159ZM9 64V63H8ZM47 64V63H46ZM55 64V63H54ZM62 64V63H61ZM65 64V63H64ZM69 64V63H68ZM67 64V65H68ZM85 64V63H84ZM95 64V63H94ZM97 64V63H96ZM103 64V63H102ZM109 64V63H108ZM119 64V63H118ZM130 64V63H129ZM132 64V63H131ZM138 64H140V63H138ZM154 64V67H152V65ZM166 64V63H165ZM168 64H170V63H168ZM177 64V63H176ZM176 64H175V66L174 67H177L176 66ZM33 65V64H32ZM37 65H38V63H37ZM63 65V64H62ZM73 65V64H72ZM92 65V64H91ZM99 66H100V64H98ZM105 65V64H104ZM103 65V66H104ZM115 65V64H114ZM124 65H125V63H124ZM167 65V64H166ZM165 65V66H166ZM178 65V64H177ZM190 65V64H189ZM193 65H196L197 66V64H193ZM192 65V66H193ZM201 65V64H200ZM203 65H204V63H203ZM204 65V66H205ZM230 65V64H229ZM233 65V64H232ZM4 66V65H3ZM19 66V65H18ZM46 66V65H45ZM79 66H81V65H79ZM102 66V65H101ZM109 66V65H108ZM107 66V67H108ZM118 66V65H117ZM116 66V67H117ZM120 66H122V65H120ZM127 66V65H126ZM146 66V65H145ZM144 66V67H145ZM160 67H157V68H161V66L162 65H159ZM170 66V65H169ZM184 66H187V63H186V65H184ZM183 66V67H184ZM6 67V66H5ZM41 67V66H40ZM68 67V66H67ZM75 67V66H74ZM73 67V68H74ZM82 67V66H81ZM106 67V66H105ZM113 67V66H112ZM111 67V68H112ZM129 67V66H128ZM147 67V68H148ZM167 67V66H166ZM163 67V70H161V69H159L160 70V73L158 72V76L156 77H154V79H159V78H161L160 79V81H162V80H164L165 79V81L166 82H164V84L162 83V82H160L159 81V83H162L163 85H167L166 86V89L168 90V89H171V88H173V89H177V88H182L181 90H182V92H180L179 93V91H178V94L179 95H182L183 96V98L181 97V96H179L178 94V98L179 97H181L182 99H183V101L185 102L184 104L180 101V103H178L177 101V103L178 104H182V106H184L185 104H187L188 106L187 107H189L190 105H191V100H193V99H191L192 97H190L191 95H190V93H192V94H194V96L197 94V93H195L194 91H193V89H195L194 88V83H193V80L191 79V78H189L190 76H188V75H185V74H183L182 72H178V73H176L177 72V69H176V72H173V70L172 69H174V67H171L172 69L170 70V69H167V68H169V67ZM199 67V66H198ZM18 68H20V67H18ZM25 68V67H24ZM36 68H38V67H36ZM62 68V67H61ZM88 68H90V67H88ZM87 68V69H88ZM91 68H92V66H91ZM98 68V67H97ZM96 68V69H97ZM111 68L109 67L108 69H110L111 70ZM113 68H115V67H113ZM112 68V70H114ZM123 68V67H122ZM131 68H133V67H131ZM180 68H181V66H180ZM192 68H194V67H192ZM204 68V69H205ZM3 69V68H2ZM1 69V70H2ZM15 69V68H14ZM23 69V68H22ZM54 69V68H53ZM67 69V68H66ZM72 69V68H71ZM76 70H77V68H75ZM100 69H103V67L102 68H100ZM99 69V70H100ZM107 69V70H108ZM116 69V68H115ZM121 69V68H120ZM134 69H135V66H134ZM140 69V68H139ZM150 69V68H149ZM156 69V68H155ZM164 69H166V70H164ZM186 69H187V67H186ZM195 69H197V68H195ZM203 69V68H202ZM210 69V68H209ZM75 70V71H76ZM81 70V69H80ZM119 70V69H118ZM117 70V71H118ZM127 70V69H126ZM128 70H129V68H128ZM158 69L156 70V71H159ZM181 71H182V69H180ZM184 70V69H183ZM190 70H192V69H190ZM6 71V70H5ZM29 71V70H28ZM49 71V70H48ZM55 71V70H54ZM54 71H52V72H54ZM85 71V70H84ZM104 71V70H103ZM115 71V70H114ZM133 71V70H132ZM135 71V70H134ZM133 71V72H134ZM152 70H150V72H151ZM155 71V72H156ZM233 71V70H232ZM8 72V71H7ZM11 72V71H10ZM57 72V71H56ZM59 72V71H58ZM66 72V71H65ZM86 72V71H85ZM92 73L93 72H95V71H91ZM100 72H101V70H100ZM122 72V71H121ZM138 72V71H137ZM148 72V71H147ZM184 72V71H183ZM188 72V71H187ZM194 72H195V70H194ZM197 72V71H196ZM208 72H210V71H208ZM3 73V72H2ZM23 73V72H22ZM27 73H29V72H27ZM26 73V74H27ZM51 73V72H50ZM61 73V72H60ZM64 73V72H63ZM87 73V72H86ZM103 73V72H102ZM108 74L109 72H105V74ZM119 73H120V71H119ZM123 73V72H122ZM121 73V74H122ZM140 73V72H139ZM138 73V74H139ZM141 73H143V72H141ZM185 73V72H184ZM214 73V74H215ZM4 74V73H3ZM33 74V73H32ZM35 74V73H34ZM48 74V73H47ZM55 74V73H54ZM69 74V73H68ZM71 74V73H70ZM98 74V73H97ZM104 74V73H103ZM110 74H111V72H110ZM113 74V73H112ZM120 74V75H121ZM146 74V73H145ZM160 74V75H159ZM200 73H198V75H199ZM205 74V73H204ZM215 74V75H216ZM232 74V73H231ZM25 75V74H24ZM37 75V74H36ZM51 75V74H50ZM123 75V74H122ZM124 75H126L127 76V74H124ZM135 74H131V76H133V78L135 77L134 76ZM154 75H156V74H154ZM194 75V74H193ZM197 75V74H196ZM195 75V76H196ZM197 75V76H198ZM208 75V74H207ZM235 75V74H234ZM34 76V75H33ZM38 76H39V74H38ZM53 76V75H52ZM62 76V75H61ZM72 76V75H71ZM114 76H116V75H114ZM195 76H193V77H195ZM226 76V75H225ZM27 77V76H26ZM68 77H69V75H68ZM92 77V76H91ZM100 77V76H99ZM125 77V76H124ZM128 77V76H127ZM141 77V76H140ZM151 77V76H150ZM192 77V76H191ZM203 77V76H202ZM213 77H214V75H213ZM231 77V78H230ZM11 78H12V76H11ZM32 78H34V77H32ZM46 78H48V77H46ZM65 78V77H64ZM79 78V77H78ZM81 78H82V76H81ZM80 78V79H81ZM102 78V77H101ZM115 78H117V77H115ZM120 78H121V76L119 77V79L118 80H120ZM153 78V77H152ZM221 78V77H220ZM223 78V77H222ZM221 78V79H222ZM57 79V78H56ZM71 79V78H70ZM79 79V80H80ZM84 79V78H83ZM109 79V78H108ZM125 79V78H124ZM129 79V78H128ZM142 79H144V77L142 78ZM147 79V78H146ZM157 79V80H158ZM197 79H199V78H197ZM207 79V78H206ZM209 79V78H208ZM15 80V79H14ZM25 80V79H24ZM41 80V79H40ZM85 80H87V79H85ZM84 80V81H85ZM88 80H89V78H88ZM104 80V79H103ZM122 80V79H121ZM130 80V79H129ZM139 80V79H138ZM201 80V79H200ZM205 80V79H204ZM23 81V80H22ZM72 81V80H71ZM95 81H97L96 79H95ZM100 81V80H99ZM105 81H106V79H105ZM113 81V80H112ZM131 81V80H130ZM143 81V80H142ZM153 81H156V80H153ZM198 82H199V80H197ZM196 81V82H197ZM206 81V80H205ZM215 81V80H214ZM44 82V81H43ZM47 82V81H46ZM102 82V81H101ZM110 82V81H109ZM135 82V81H134ZM146 82H148V81H146ZM156 82H158V81H156ZM155 82V83H156ZM200 82H203V81H200ZM199 82V83H200ZM209 82H211V80L210 81H208V83ZM25 83V82H24ZM38 83V82H37ZM67 83V82H66ZM91 83H92V81H91ZM98 83V82H97ZM100 83V82H99ZM108 83V82H107ZM128 83V82H127ZM126 83V84H127ZM131 83V82H130ZM144 83V82H143ZM149 83V82H148ZM154 84V82H150V84ZM166 83V84H165ZM206 83V82H205ZM249 83V82H248ZM6 84H7V82H6ZM52 84V83H51ZM65 84V83H64ZM71 84V83H70ZM90 84V83H89ZM113 84H114V82H113ZM121 84V83H120ZM125 84V83H124ZM149 84V85H150ZM161 84V85H162ZM201 84V83H200ZM199 84V85H200ZM210 84V83H209ZM53 85H55V84H53ZM52 85V86H53ZM62 85V84H61ZM67 85V84H66ZM72 85V84H71ZM93 85V84H92ZM98 85V84H97ZM102 85V84H101ZM100 85V86H101ZM105 85V84H104ZM123 85V84H122ZM132 85V84H131ZM135 85V84H134ZM138 85H139V83H138ZM156 85V84H155ZM159 85V84H158ZM160 85V86H161ZM198 85V84H197ZM196 85V86H197ZM206 85V84H205ZM11 86H12V84H11ZM22 86V85H21ZM51 86V87H52ZM59 86V85H58ZM76 86V85H75ZM90 86V85H89ZM127 86H128V84H127ZM140 86V85H139ZM201 86H204V85H202L201 84ZM208 86V85H207ZM20 87V86H19ZM25 87V86H24ZM45 87V86H44ZM56 87V86H55ZM74 87V86H73ZM77 88H78V86H76ZM85 87H86V85H85ZM92 87V86H91ZM109 87V86H108ZM114 87H116V86H114ZM119 87V86H118ZM122 87V86H121ZM133 87V86H132ZM146 87V86H145ZM164 87V86H163ZM175 87V88H174ZM210 87V86H209ZM215 87V86H214ZM247 87H248V91H247ZM30 88V87H29ZM53 88V87H52ZM51 88V89H52ZM66 88H67V86H66ZM70 88V87H69ZM68 88V89H69ZM82 88V87H81ZM96 88V87H95ZM104 88V87H103ZM120 88V87H119ZM123 88V87H122ZM140 88V87H139ZM138 87H136V88H134V89H136V91H138L137 89H139ZM150 88V87H149ZM157 89L156 90H158V87H156ZM200 88V87H199ZM216 88V87H215ZM244 88H246V90L244 91ZM250 88H252V90L250 89ZM253 88L254 89H256L255 91H253ZM55 89V88H54ZM61 89V88H60ZM67 89V90H68ZM85 89V88H84ZM91 89V88H90ZM128 89V88H127ZM131 89V88H130ZM133 89V90H134ZM172 89V90H173ZM186 91H185V90ZM210 89V88H209ZM213 89V88H212ZM220 89V88H219ZM22 90V89H21ZM66 90V89H65ZM99 90V89H98ZM97 90V91H98ZM101 90V89H100ZM113 90V89H112ZM117 90H119V89H117ZM123 90H126V89H124L123 88ZM123 90H121V91H123ZM140 90V89H139ZM143 90V89H142ZM152 90V89H151ZM159 90H161V89H159ZM172 90H169V92L170 91H172ZM178 90V89H177ZM200 90H201V88H200ZM208 90V89H207ZM206 90V91H207ZM215 90V89H214ZM221 90V89H220ZM53 91V90H52ZM64 91V90H63ZM63 91L61 92V93H63ZM80 91V90H79ZM83 91V90H82ZM84 91H86V90H84ZM88 91V90H87ZM128 91H129V89H128ZM127 91V92H128ZM132 91V90H131ZM135 91V92H136ZM147 91V90H146ZM145 91V92H146ZM149 91V90H148ZM155 91V90H154ZM153 91V92H154ZM162 91V90H161ZM202 91V90H201ZM217 91V90H216ZM215 91V92H216ZM49 92V91H48ZM54 92V91H53ZM76 92V91H75ZM95 92V91H94ZM93 92V93H94ZM117 92V91H116ZM130 92V91H129ZM134 92V91H133ZM132 92V93H133ZM134 92V93H135ZM141 92H143V91H141ZM140 92V93H141ZM151 92V91H150ZM149 92V93H150ZM155 92H158V94H161L162 92H160V91H155ZM160 92V93H159ZM167 92V91H166ZM174 92V91H173ZM204 92H205V90H204ZM209 92V91H208ZM226 92H225V95L226 96H224V94H222L225 98L227 97V94H226ZM57 93V92H56ZM66 93V92H65ZM80 93V92H79ZM91 93V92H90ZM103 93V92H102ZM137 93H139V92H136V94ZM152 93V92H151ZM150 93V94H151ZM168 93V92H167ZM166 93V94H167ZM170 93H172V92H170ZM170 93H168V94H170ZM202 93H203V91H202ZM207 93V92H206ZM205 93V94H206ZM211 93V92H210ZM258 93V92H257ZM19 94V93H18ZM46 94V93H45ZM67 94H69V93H67ZM106 94H108V93H106ZM105 94V95H106ZM111 94V93H110ZM117 94V93H116ZM123 94H125V93H123ZM156 94V93H155ZM164 95H165V92L163 93ZM167 94V95H168ZM174 94H175V92H174ZM199 94H200V92H199ZM199 94H197V95H199ZM208 94V93H207ZM206 94V95H207ZM217 94V93H216ZM231 94V95H232ZM259 94V93H258ZM71 95V94H70ZM80 95V94H79ZM100 95V94H99ZM103 95V94H102ZM119 95H121V94H119ZM141 95V94H140ZM157 95V94H156ZM155 95V96H156ZM170 95H173V94H170ZM176 95V96H177ZM196 95V96H197ZM204 95V94H203ZM221 95V96H222ZM230 95V96H231ZM13 96H15L14 94H13ZM46 96V95H45ZM65 96H66V94H65ZM75 96V95H74ZM113 96V95H112ZM123 96V95H122ZM121 96V98H123ZM126 97H127V94L125 95ZM125 96H124V98H125ZM139 96V95H138ZM137 96V97H138ZM146 96V95H145ZM144 96V98H147V97H145ZM150 96V95H149ZM154 96V97H155ZM160 95H157V97L155 98V99H157L158 97H159ZM161 96H162V94H161ZM175 95H173L172 97H174ZM195 96V97H196ZM220 96V95H219ZM230 96L228 95V99L230 98ZM234 96V95H233ZM238 96V97H237ZM21 97V96H20ZM48 97V96H47ZM82 97V96H81ZM106 97V96H105ZM108 97V96H107ZM130 97H131V95H130ZM143 97V96H142ZM153 97V96H152ZM169 97H171V96H169ZM197 97H200L201 98V96L199 95V96H197ZM196 97V98H197ZM206 97V96H205ZM213 97V96H212ZM19 98V97H18ZM80 98V97H79ZM88 98V97H87ZM91 98V97H90ZM114 98V97H113ZM133 98V97H132ZM165 98H166V95H165ZM175 98H177V97H175ZM177 98V99H178ZM258 98V97H257ZM2 99V98H1ZM13 99H14V97H13ZM21 99V98H20ZM110 99V98H109ZM118 99L120 100V98L118 97ZM137 99V98H136ZM139 99V98H138ZM149 99H151V98H149ZM154 99V98H153ZM152 99V100H153ZM161 99V98H160ZM167 99H169L168 101H171L170 99L171 98H167ZM166 99V100H167ZM222 99H224L223 97H221V100ZM227 98L226 99H224L225 101L226 100H228ZM50 100V99H49ZM71 100H72V98H71ZM76 100V99H75ZM97 100V99H96ZM99 100V99H98ZM116 100H117V96H116ZM118 100V101H119ZM122 100H124V99H122ZM128 100V99H127ZM146 100V99H145ZM162 100H163V98H162ZM179 100V99H178ZM197 100V99H196ZM195 100V98H194V102L196 101ZM229 100H231V98L229 99ZM17 101H18V99H17ZM20 101V100H19ZM112 101H113V99H112ZM136 101V100H135ZM151 101V100H150ZM175 101V100H174ZM174 101L172 100V102L174 103ZM211 101V100H210ZM209 101V102H210ZM213 101V100H212ZM249 101V100H248ZM258 101V100H257ZM72 102V101H71ZM117 102V101H116ZM122 102V101H121ZM126 102V101H125ZM130 102V101H129ZM129 102H127V103H129ZM156 102V101H155ZM155 102H153V103H155ZM157 102H158V100H157ZM160 102V101H159ZM163 102H164V100H163ZM167 102V101H166ZM171 102V103H172ZM204 102V101H203ZM218 102V101H217ZM246 102V101H245ZM256 102V101H255ZM123 103V105H124V102H122ZM122 103H121V105H122ZM132 103H133V101H132ZM135 103H137V104H139L138 102H135ZM167 103H169V102H167ZM171 103H169V104H171ZM172 103V104H173ZM208 103V102H207ZM211 103V102H210ZM210 103H208V106H209V104ZM247 103V102H246ZM250 103V102H249ZM258 103V102H257ZM260 103V102H259ZM87 104V103H86ZM120 104V103H119ZM145 104V103H144ZM151 104V103H150ZM197 104H199V103H197ZM200 104H202V103H200ZM199 104V105H200ZM215 104V103H214ZM231 104V103H230ZM242 104H245V103H242ZM262 105H263V103H261ZM117 105H118V103H117ZM127 105V104H126ZM130 105V104H129ZM146 105V104H145ZM148 105V104H147ZM176 105V104H175ZM192 105H193V102H192ZM212 106H213V104H211ZM216 105V104H215ZM221 105V104H220ZM223 105V104H222ZM235 105V104H234ZM233 105V106H234ZM237 105V104H236ZM235 105V106H236ZM254 105V104H253ZM257 105V104H256ZM259 105V104H258ZM142 106V105H141ZM156 106V108H158L157 107V105H155ZM158 106L160 107L161 105H159L158 104ZM162 106H164V105H162ZM162 106H161V110L163 109L162 108ZM195 106V105H194ZM201 106V105H200ZM232 106V107H233ZM240 106V104H238L237 105V107L236 108H238ZM241 106H245V105H241ZM240 106V107H241ZM249 106V105H248ZM251 106H252V103H251ZM250 106V107H251ZM86 107V106H85ZM89 107V106H88ZM104 107V106H103ZM126 107V106H125ZM133 107V106H132ZM149 107V106H148ZM148 107H146V108H148ZM172 107V106H171ZM177 107H178V105H177ZM184 107H186V106H184ZM191 107V106H190ZM189 107V108H190ZM193 107V106H192ZM211 107V106H210ZM216 107V106H215ZM215 107H213V109L215 108ZM84 108V107H83ZM143 108H144V106H143ZM150 108V107H149ZM153 108H155L154 106H153ZM153 108L151 109V110H153ZM195 108H197V107H195ZM207 108V107H206ZM205 107H204V109H206ZM217 108V107H216ZM225 108V107H224ZM230 108V107H229ZM244 108V107H243ZM260 108V107H259ZM99 109V108H98ZM179 109H182L181 107H179ZM193 109H194V107H193ZM208 109H209V107H208ZM212 109V110H213ZM218 109V108H217ZM219 109H221V111H222V108H219ZM226 109V108H225ZM239 110H240V108H238ZM254 109V108H253ZM263 109V108H262ZM115 110V109H114ZM113 110V111H114ZM122 110V109H121ZM136 110V109H135ZM146 110V109H145ZM155 110H160V109H155ZM164 110H166V109H164ZM185 110V109H184ZM186 110H187V112H188V109L186 108ZM189 110H192V109H189ZM197 110V109H196ZM200 110V109H199ZM211 110V109H210ZM210 110H209V112H210ZM224 110V109H223ZM232 110V109H231ZM250 110V109H249ZM255 110V109H254ZM89 111H90V109H89ZM107 111V110H106ZM109 111V110H108ZM111 111H112V109H111ZM172 111V110H171ZM176 111V113H177V109L175 110ZM180 111V110H179ZM181 111H183V110H181ZM201 111H202V109H201ZM205 111V110H204ZM219 111V110H218ZM220 111V112H221ZM244 111V110H243ZM246 111V110H245ZM2 112V111H1ZM120 112V111H119ZM123 112H124V110H123ZM122 112V113H123ZM137 112V111H136ZM141 112H143V111H141ZM146 112V111H145ZM147 112H149L148 111V109H147ZM154 112V111H153ZM160 112V111H159ZM158 112V113H159ZM165 112V111H164ZM185 112V114H186V111H184ZM194 112V111H193ZM192 112V113H193ZM198 112V111H197ZM208 112V113H209ZM213 112V115H214V112H216V109H215V111H212ZM222 112H224V111H222ZM229 112V111H228ZM235 112V111H234ZM234 112H232V113H234ZM236 112H239V111H237V109H236ZM248 112V111H247ZM250 112V111H249ZM253 112V111H252ZM254 112H256V116L253 114V118L254 119H256L257 121H259L260 122V124H262V125H264V116H262L261 115V113H263V112H261L260 114H259V112L257 113V111H254ZM93 113V112H92ZM110 113V112H109ZM112 113V112H111ZM118 113V112H117ZM116 113V114H117ZM121 113V114H122ZM130 113V112H129ZM152 113V112H151ZM161 113V112H160ZM218 114H219V112H217ZM244 113V112H243ZM246 113V112H245ZM125 114V113H124ZM147 114H149V113H147ZM154 114H156L155 112H154ZM184 114V113H183ZM182 114V115H183ZM185 114H184V117H185ZM190 114V113H189ZM198 114V113H197ZM206 114H207V112H206ZM224 114V113H223ZM229 114V113H228ZM249 114H251V113H249ZM11 115V114H10ZM109 115V114H108ZM112 114H110V116H111ZM118 115V114H117ZM126 115V114H125ZM124 115V116H125ZM139 115V114H138ZM152 115V114H151ZM150 115V116H151ZM158 115V114H157ZM177 115H179V114H177ZM181 115V114H180ZM181 115V116H182ZM187 115V114H186ZM192 115V114H191ZM212 115V116H213ZM215 115H216V113H215ZM214 115V116H215ZM225 115H226V110H225ZM236 115V114H235ZM237 115H239V114H237ZM240 115H241V113H240ZM252 115V114H251ZM148 116V115H147ZM156 116V115H155ZM188 117H189V115H187ZM196 116V115H195ZM206 116V115H205ZM228 116V115H227ZM234 116V115H233ZM248 116H250V115H248ZM247 116V117H248ZM108 117V116H107ZM126 117V116H125ZM131 117V116H130ZM129 117V118H130ZM141 117V116H140ZM144 117V116H143ZM159 117V116H158ZM157 117V118H158ZM180 117V116H179ZM197 117V116H196ZM224 117V116H223ZM238 117V116H237ZM240 117V116H239ZM243 117V116H242ZM245 118H246V116H244ZM244 117H243V119H244ZM1 118V117H0ZM10 118V117H9ZM111 118V117H110ZM153 118V117H152ZM180 118H182V117H180ZM203 118V117H202ZM201 118V119H202ZM205 118V117H204ZM203 118V119H204ZM210 118V117H209ZM215 118H216V116H215ZM229 118V117H228ZM231 118V117H230ZM250 118V117H249ZM252 118V117H251ZM252 118V119H253ZM119 119V118H118ZM138 119V118H137ZM173 119V118H172ZM192 119H194V118H192ZM191 119V120H192ZM200 119V120H201ZM217 119V118H216ZM234 119V118H233ZM236 119V118H235ZM252 119H251V121H252ZM253 119V120H254ZM3 120H5V119H3ZM2 120V121H3ZM26 120V119H25ZM94 120V119H93ZM92 120V121H93ZM176 120V119H175ZM181 120V119H180ZM179 120V121H180ZM188 120V119H187ZM195 120V119H194ZM199 120V119H198ZM208 120V119H207ZM218 120V119H217ZM220 120V119H219ZM226 120V119H225ZM230 120V119H229ZM239 120V119H238ZM256 120H254L253 122H255ZM32 121V120H31ZM34 121V120H33ZM91 121V120H90ZM147 121V120H146ZM153 121V120H152ZM185 121V120H184ZM221 121V120H220ZM236 121V120H235ZM240 122H241V120H239ZM243 121V120H242ZM246 121H248L247 119H246ZM6 122V121H5ZM150 122V121H149ZM159 122V121H158ZM171 122V121H170ZM188 122V121H187ZM190 122V121H189ZM207 122V121H206ZM238 122V121H237ZM248 122H250V120L248 121ZM247 122V123H248ZM253 122H251V123H253ZM7 123V122H6ZM32 123V122H31ZM92 123V122H91ZM123 123H124V121H123ZM173 122H171V127H173L172 124ZM205 123V122H204ZM215 123V122H214ZM230 123V122H229ZM232 123H234V122H232ZM242 123H244V122H242ZM257 123V122H256ZM22 124V123H21ZM46 124V123H45ZM182 124V123H181ZM181 124H179V125H181ZM196 124V123H195ZM200 124V123H199ZM201 124H202V122H201ZM207 124V123H206ZM211 124V123H210ZM231 124V123H230ZM237 124V123H236ZM235 124V125H236ZM246 124V123H245ZM250 124V123H249ZM254 124V123H253ZM3 125V124H2ZM88 125V124H87ZM119 125V124H118ZM117 125V126H118ZM127 125V124H126ZM125 125V126H126ZM131 125V124H130ZM135 125V124H134ZM142 125V124H141ZM214 125V124H213ZM227 125V124H226ZM235 125H233V126H235ZM1 126V125H0ZM132 126V125H131ZM139 126V125H138ZM191 126V125H190ZM237 126V125H236ZM244 126V125H243ZM248 126V125H247ZM252 126V125H251ZM255 126H257V125H255ZM128 127V126H127ZM136 127V126H135ZM142 127H143V125H142ZM151 127V126H150ZM149 127V128H150ZM183 127V126H182ZM188 127V126H187ZM200 127V126H199ZM216 127V126H215ZM221 127V126H220ZM224 127H226V126H224ZM90 128V127H89ZM94 128V127H93ZM110 128V127H109ZM141 128V127H140ZM191 128H193V127H191ZM223 128V127H222ZM249 128V127H248ZM248 128H246V129H248ZM40 129V128H39ZM91 129V128H90ZM112 129V128H111ZM118 129V128H117ZM116 129V130H117ZM120 129V128H119ZM132 129H133V126H132ZM131 129V130H132ZM200 129V128H199ZM216 129H218V128H216ZM220 129V128H219ZM226 129V128H225ZM106 130V129H105ZM123 130V129H122ZM126 130H129V129H126ZM150 130V129H149ZM196 130H198L197 128H196ZM205 130V129H204ZM227 130V129H226ZM225 130V131H226ZM231 130V129H230ZM255 130V129H254ZM262 130V129H261ZM91 131V130H90ZM93 131V130H92ZM97 131V130H96ZM95 131V132H96ZM112 131V130H111ZM145 131V130H144ZM143 131V132H144ZM155 131H157V130H155ZM179 131V130H178ZM219 131H223V129L222 130H219ZM233 131V130H232ZM252 131H253V128H252ZM256 131V130H255ZM41 132V131H40ZM59 132V131H58ZM89 132V131H88ZM87 132V133H88ZM94 132V133H95ZM110 132V131H109ZM119 132V131H118ZM120 132H121V129H120ZM124 132V131H123ZM126 132V131H125ZM135 132H136V130H135ZM153 132V131H152ZM152 132L150 133V134H152ZM180 132V131H179ZM182 132V131H181ZM191 132V131H190ZM192 132H194V131H192ZM195 132H197V131H195ZM194 132V133H195ZM199 133H200V131H198ZM229 132V131H228ZM234 132V131H233ZM240 132V131H239ZM254 132V131H253ZM92 133V132H91ZM132 133V132H131ZM130 133V134H131ZM185 133V132H184ZM223 133V132H222ZM225 133H227V132H225ZM225 133H224V135H225ZM236 133H238V132H236ZM235 133V134H236ZM241 133V132H240ZM239 133V134H240ZM258 133V132H257ZM256 133V134H257ZM100 134V133H99ZM103 134V133H102ZM133 134V133H132ZM142 134V133H141ZM144 134V133H143ZM147 134V133H146ZM149 134V135H150ZM155 134V133H154ZM168 134H169V132H168ZM182 134V133H181ZM203 134H205V132L203 133ZM242 134V133H241ZM11 135V134H10ZM39 135V134H38ZM112 135V134H111ZM120 135V134H119ZM123 135V134H122ZM121 135V136H122ZM137 135V134H136ZM153 135V134H152ZM224 135H222V137L224 136ZM229 135V134H228ZM231 135H233V134H231ZM248 135H249V133H248ZM247 135V137H249L250 138V136H248ZM255 135V134H254ZM262 135V134H261ZM32 136V135H31ZM37 136V135H36ZM89 136V135H88ZM103 136V135H102ZM118 136V135H117ZM130 136V135H129ZM135 136V135H134ZM204 136V135H203ZM264 136V135H263ZM30 137V136H29ZM34 136H32V138H33ZM92 137V136H91ZM98 137V136H97ZM126 137V136H125ZM138 137V136H137ZM136 137V138H137ZM142 137H144V136H142ZM146 137H148V135L146 136ZM146 137H145V139H146ZM165 137H166V135H165ZM169 137V136H168ZM175 137V136H174ZM178 136H176V138H177ZM182 137H183V135H182ZM185 137V136H184ZM226 137V136H225ZM234 137V136H233ZM255 137V136H254ZM86 138V137H85ZM132 138V137H131ZM150 138V137H149ZM173 138V137H172ZM197 137H195V139H196ZM229 138V137H228ZM257 137H255V139H256ZM90 139V138H89ZM93 139H94V137H93ZM97 139H100V137H98ZM118 139H119V137H118ZM123 139V138H122ZM128 140H129V138H127ZM133 139V138H132ZM174 139V138H173ZM239 139V138H238ZM263 139V138H262ZM86 141H88L87 139H85ZM138 140V139H137ZM136 140V142L138 143V141ZM143 140H144V138H143ZM167 140V139H166ZM199 140V139H198ZM197 140V141H198ZM249 140V139H248ZM248 140H246L247 142H248ZM96 141V140H95ZM104 141H106L107 142V140H104ZM109 141V140H108ZM130 141V140H129ZM171 141V140H170ZM185 141V140H184ZM183 141V142H184ZM254 141V140H253ZM252 141V142H253ZM258 141H259V139H258ZM99 142V141H98ZM101 142V141H100ZM113 142H114V140H113ZM152 143H153V141H151ZM156 142V141H155ZM194 142V141H193ZM201 142V141H200ZM246 142V143H247ZM148 143V142H147ZM161 143V142H160ZM164 143V142H163ZM178 143V142H177ZM198 143V142H197ZM229 143V142H228ZM234 143V142H233ZM236 143H238L237 141H236ZM243 143V142H242ZM245 143V144H246ZM250 143H251V141H250ZM259 143V142H258ZM86 144V143H85ZM84 144V145H85ZM109 144V143H108ZM121 144V143H120ZM119 144V145H120ZM132 144V143H131ZM139 144V143H138ZM141 144H142V142H141ZM169 144V143H168ZM182 144V143H181ZM187 144H189L188 142H187ZM202 144V143H201ZM222 144V143H221ZM227 144V143H226ZM249 144V143H248ZM93 145V144H92ZM101 145V144H100ZM111 145H112V142H111ZM118 145V144H117ZM126 145V144H125ZM161 145V144H160ZM179 145V144H178ZM198 145V144H197ZM206 145H207V143H206ZM212 145H215V144H212ZM88 146V145H87ZM94 146V145H93ZM97 146V145H96ZM124 146V145H123ZM122 146V147H123ZM136 146V145H135ZM146 146H148V145H146ZM188 146V145H187ZM186 146V147H187ZM192 146V145H191ZM201 146V145H200ZM222 146V145H221ZM241 146V145H240ZM253 146H255V145H253ZM92 147V146H91ZM106 147H108V146H106ZM112 147V146H111ZM134 147V146H133ZM158 147V146H157ZM164 147H165V145H164ZM172 147V146H171ZM178 147V146H177ZM176 147V148H177ZM179 147H180V145H179ZM230 147V146H229ZM232 147V146H231ZM256 147V146H255ZM86 148V147H85ZM132 148V147H131ZM139 148V147H138ZM169 148V147H168ZM168 148H165V149H168ZM194 148V147H193ZM219 148V147H218ZM225 148V146H222V148L221 149H224ZM236 148V147H235ZM245 148V147H244ZM88 149V148H87ZM92 149V148H91ZM123 149V148H122ZM135 149V148H134ZM143 149H145V147L143 148ZM159 149V148H158ZM161 149V148H160ZM181 149H183V148H181ZM201 149V148H200ZM206 149V148H205ZM209 149V148H208ZM220 149V148H219ZM227 149V148H226ZM253 149H254V147H253ZM218 150V149H217ZM243 150V149H242ZM90 151V150H89ZM95 151V150H94ZM108 151V150H107ZM133 151V150H132ZM135 151V150H134ZM155 151V150H154ZM167 151H169V149L167 150ZM174 151H175V149H174ZM193 151V150H192ZM200 151V150H199ZM212 151V150H211ZM224 151V150H223ZM228 151H229V149H228ZM235 151V150H234ZM240 152H241V150H239ZM93 152V151H92ZM109 152V151H108ZM129 152V151H128ZM136 152H137V150H136ZM166 152V151H165ZM203 152H206V150L205 151H203ZM225 152V151H224ZM246 152V151H245ZM120 153H123V152H120ZM159 153V152H158ZM168 153H171V151L170 152H168ZM167 153V154H168ZM174 153V152H173ZM176 153V152H175ZM182 153V152H181ZM192 153V152H191ZM209 153V152H208ZM234 153V152H233ZM257 153V152H256ZM105 154H106V152H105ZM109 154V153H108ZM127 154V153H126ZM125 154V155H126ZM135 154V153H134ZM156 154H157V152H156ZM160 154V153H159ZM172 154V153H171ZM193 154V153H192ZM200 154V153H199ZM210 154V153H209ZM211 154H213V152L211 153ZM217 154V153H216ZM236 154V153H235ZM241 154H243V153H241ZM122 155V154H121ZM120 155V156H121ZM140 155V154H139ZM163 155V154H162ZM165 155V154H164ZM177 155V154H176ZM214 155V154H213ZM228 155V154H227ZM237 155V154H236ZM236 155H235V157H236ZM260 155V154H259ZM258 155V156H259ZM136 156V155H135ZM141 156V155H140ZM139 156V157H140ZM145 156V155H144ZM143 156V157H144ZM150 156V155H149ZM155 156V155H154ZM160 156V155H159ZM175 156V155H174ZM178 156V155H177ZM181 156H182V154H181ZM200 156V155H199ZM218 156H221V155H218ZM233 156H234V154H233ZM237 156H239V154L237 155ZM118 157H119V155H118ZM146 157V156H145ZM161 157V156H160ZM194 157V156H193ZM197 157V156H196ZM201 157V156H200ZM199 157V158H200ZM203 157V156H202ZM206 157V156H205ZM209 157V156H208ZM262 157V156H261ZM124 158V157H123ZM128 158V157H127ZM171 158H172V156H171ZM175 158V157H174ZM186 158V157H185ZM195 158V157H194ZM198 158V159H199ZM210 158V157H209ZM213 158H215V157H213ZM212 158V159H213ZM217 158V157H216ZM221 158V157H220ZM229 158H230V156H229ZM232 158V157H231ZM240 158H243V156H240ZM244 158H245V156H244ZM250 158V157H249ZM126 159V158H125ZM156 159H157V157H156ZM187 159V158H186ZM202 159V158H201ZM200 159V160H201ZM206 159V158H205ZM219 159V158H218ZM236 159V158H235ZM252 159L254 160V157H252ZM252 159H250V160H252ZM123 160V159H122ZM132 160V159H131ZM147 160V159H146ZM146 160H144V161H146ZM161 160V159H160ZM164 160V159H163ZM172 160V159H171ZM177 160H178V158H177ZM179 160H180V158H179ZM214 160H217V159H214ZM227 160V159H226ZM230 160V159H229ZM246 160H248V159H246ZM252 160V161H253ZM257 160V159H256ZM127 161V160H126ZM157 161H159V160H157ZM174 161V160H173ZM181 161V160H180ZM187 161V160H186ZM194 161V160H193ZM192 161V162H193ZM201 161H205V160H201ZM201 161H199V162H201ZM241 162H242V160H240ZM146 162H149V160L148 161H146ZM197 162V161H196ZM228 162V161H227ZM226 162V163H227ZM231 162V161H230ZM237 162H239L238 160H237ZM151 163H152V161H151ZM163 163V162H162ZM174 163V162H173ZM176 163V162H175ZM182 163V162H181ZM198 163V162H197ZM196 163V164H197ZM205 163V162H204ZM208 163V162H207ZM210 163V162H209ZM208 163V164H209ZM222 163V162H221ZM236 163V162H235ZM243 163V162H242ZM158 164V163H157ZM176 164H178V163H176ZM189 164H190V162H189ZM193 164V163H192ZM207 164V165H208ZM210 164H212V163H210ZM214 164V163H213ZM233 164V163H232ZM247 164V163H246ZM153 165V164H152ZM156 165V164H155ZM186 166L188 165V164H185ZM206 165V164H205ZM221 165V164H220ZM219 165V166H220ZM238 165V164H237ZM243 165V164H242ZM248 165V164H247ZM116 166V165H115ZM169 166H171V165H169ZM180 166V165H179ZM182 166V165H181ZM190 166V165H189ZM189 166H187V167H189ZM193 166V165H192ZM192 166H191V169H192ZM196 166V165H195ZM202 166V165H201ZM234 166V165H233ZM239 166V165H238ZM244 167H246L245 165H243ZM264 165H262V167H263ZM206 167V166H205ZM204 167V168H205ZM217 166H215V167H213V168H216ZM222 167V166H221ZM240 167H241V165H240ZM252 167V166H251ZM261 167V168H262ZM166 168V167H165ZM171 168L172 169H170V168H168V169H170V170H175V169H177L178 170V168H177V166L176 165H174V167L173 166H171ZM183 168H184V166H183ZM220 168V167H219ZM247 168V167H246ZM162 169H164L163 167H162ZM161 169V170H162ZM180 169H181V167H180ZM199 169V168H198ZM206 169H208V168H206ZM211 170V169H210ZM217 170V169H216ZM226 170H227V168H226ZM237 170V169H236ZM235 170V171H236ZM246 170V169H245ZM260 170V169H259ZM262 170V169H261ZM263 170H264V168H263ZM193 171V170H192ZM194 171H196V170H194ZM198 171V170H197ZM196 171V172H197ZM213 171V170H212ZM229 171V170H228ZM227 171V172H228ZM199 172V171H198ZM197 172V173H198ZM202 172H204V171H202ZM206 172V171H205ZM204 172V173H205ZM223 172V171H222ZM261 172V171H260ZM182 173V172H181ZM214 173V172H213ZM221 173V172H220ZM224 173V172H223ZM233 173V172H232ZM203 174V173H202ZM230 174H231V172H230ZM264 174V173H263ZM223 175V174H222ZM254 175V174H253ZM150 176V175H149ZM159 176V175H158ZM165 176V175H164ZM163 176V177H164ZM167 176V175H166ZM232 176V175H231ZM173 177V176H172ZM175 177V176H174ZM193 177V176H192ZM216 177V176H215ZM241 177V176H240ZM249 177H250V175H249ZM252 177L253 176H251V179H252ZM256 178L258 177V176H255ZM158 178V177H157ZM196 178V177H195ZM194 178V179H195ZM247 178V177H246ZM255 178V179H256ZM152 179H153V177H152ZM161 179V178H160ZM173 179H175L176 180V177L175 178H173ZM209 179V178H208ZM239 180H240V178H238ZM250 179V180H251ZM261 179V178H260ZM159 180V179H158ZM157 180V181H158ZM163 180V179H162ZM170 180V179H169ZM172 180V179H171ZM203 180V179H202ZM213 180H215L214 178H213ZM212 180V181H213ZM217 180V179H216ZM226 180V179H225ZM248 180V179H247ZM253 180V179H252ZM167 181V180H166ZM228 181V180H227ZM236 181V180H235ZM238 181V180H237ZM151 182V181H150ZM172 182H174V181H172ZM176 182H178L177 180H176ZM192 182V181H191ZM204 182V181H203ZM202 182V183H203ZM215 182V181H214ZM258 182H260V181H258ZM152 183V182H151ZM150 183V184H151ZM161 183V182H160ZM165 183V182H164ZM168 183V182H167ZM171 183V182H170ZM208 183V182H207ZM226 183V182H225ZM241 183V182H240ZM175 184V183H174ZM254 184V183H253ZM262 184H264V183H262ZM189 185V184H188ZM195 185H196V183H195ZM221 185V184H220ZM226 185V184H225ZM239 185V184H238ZM257 185V184H256ZM159 186H160V184H159ZM169 186V185H168ZM191 186V185H190ZM224 186V185H223ZM246 186H248V185H246ZM245 186V187H246ZM254 186V185H253ZM264 186V185H263ZM152 187V186H151ZM154 187V186H153ZM152 187V188H153ZM167 187V186H166ZM178 187V186H177ZM192 187V186H191ZM197 187V186H196ZM199 187V186H198ZM211 187V186H210ZM215 187V186H214ZM218 187V186H217ZM221 187V186H220ZM242 187V186H241ZM261 187H262V185H261ZM165 188V187H164ZM172 188H173V185H172ZM190 188V187H189ZM204 188V187H203ZM207 188V187H206ZM226 188H227V186H226ZM259 188V187H258ZM175 189V188H174ZM173 189V190H174ZM210 189V188H209ZM208 189V190H209ZM214 188H212V189H210V190H213ZM255 189H257V188H255ZM155 189H153V191H154ZM176 190V189H175ZM192 190H193V188H192ZM204 190V189H203ZM207 190V189H206ZM209 190V191H210ZM229 190V189H228ZM248 190V189H247ZM251 190V189H250ZM147 191V190H146ZM148 191H149V189H148ZM169 191V190H168ZM187 191H189L188 189H187ZM195 191V190H194ZM218 191V190H217ZM256 191V190H255ZM197 192V191H196ZM195 192V193H196ZM258 192H260V191H258ZM262 192V191H261ZM264 192V191H263ZM149 193V192H148ZM152 193V192H151ZM150 193V194H151ZM154 193H156V192H154ZM153 193V194H154ZM158 193V192H157ZM166 193H167V191H166ZM178 193V192H177ZM188 193V192H187ZM198 193V192H197ZM218 193V192H217ZM219 193H221V192H219ZM245 193V192H244ZM257 193V192H256ZM159 194V193H158ZM164 194V193H163ZM173 194V193H172ZM175 194V193H174ZM189 194V193H188ZM194 194V193H193ZM201 194V193H200ZM231 194V193H230ZM242 194V193H241ZM247 194V193H246ZM250 194V193H249ZM254 194V193H253ZM264 194V193H263ZM197 195V194H196ZM212 195V194H211ZM218 195H220V194H218ZM223 195V194H222ZM151 196V195H150ZM164 196V195H163ZM162 196V197H163ZM170 196V195H169ZM173 196V195H172ZM205 196H206V194H205ZM204 195H203V197H205ZM258 196V195H257ZM260 196H262V195H260ZM174 197V196H173ZM193 197V196H192ZM196 197V196H195ZM209 197V196H208ZM244 197H246L245 195H244ZM181 198V197H180ZM237 198H239V197H237ZM251 198H252V196H251ZM259 198V197H258ZM263 198V197H262ZM178 199V198H177ZM193 199V198H192ZM198 199V198H197ZM200 199V198H199ZM202 199H204V198H202ZM233 199H236V198H233ZM240 199H241V197H240ZM261 199V198H260ZM264 199V198H263ZM157 200H159V199H157ZM245 200H246V198H245ZM244 200V201H245ZM249 200V199H248ZM262 200V199H261ZM198 201V200H197ZM232 201V200H231ZM234 201V200H233ZM238 201V200H237ZM241 201L242 200H239L238 202H240L241 203ZM251 201V200H250ZM253 201V200H252ZM251 201V202H252ZM246 202H248L249 203V201H246ZM257 202V201H256ZM155 203H157V202H155ZM192 203H193V201H192ZM235 203H236V201H235ZM252 203H255V202H252ZM258 203V202H257ZM260 203V202H259ZM242 204H244V202L242 203ZM247 204V203H246ZM256 204V203H255ZM262 204H264V200L262 201ZM152 205V204H151ZM240 205V204H239ZM254 205V204H253ZM249 206V205H248ZM259 206H260V204H259ZM228 207V206H227ZM226 207V208H227ZM262 208H263V206H262ZM239 209H241V208H239ZM249 209V208H248ZM252 209V208H251ZM264 209V208H263ZM222 210V209H221ZM225 210V209H224ZM232 210V209H231ZM236 210V209H235ZM244 210V209H243ZM246 210V209H245ZM257 210V209H256ZM158 211V210H157ZM219 211V210H218ZM230 211V210H229ZM242 211V210H241ZM248 211V210H247ZM253 211V210H252ZM187 212V211H186ZM211 212V211H210ZM240 212V211H239ZM250 212H251V210H250ZM226 213V212H225ZM245 213H247V212H245ZM255 213H257V212H255ZM259 213H262V212H260L259 211ZM187 214V213H186ZM185 214V215H186ZM217 214V213H216ZM228 214H230V213H228ZM240 214V213H239ZM249 214V213H248ZM263 214V213H262ZM187 215H189V214H187ZM221 216L223 215V214H220ZM219 215V216H220ZM225 215V214H224ZM227 215V214H226ZM236 215H238V214H236ZM243 215V214H242ZM205 216H207V215H205ZM214 216L216 217V215L214 214ZM213 216V217H214ZM218 216V217H219ZM229 216V215H228ZM232 216V215H231ZM244 216V215H243ZM184 217V216H183ZM197 217V216H196ZM245 217V216H244ZM243 217V218H244ZM263 217V216H262ZM186 218V217H185ZM212 218V217H211ZM237 218V217H236ZM236 218H235V220H236ZM239 218V217H238ZM237 218V219H238ZM188 219V218H187ZM193 219V218H192ZM197 219V218H196ZM216 219V218H215ZM228 220H229V218H227ZM250 219V218H249ZM257 219H259V218H257ZM256 219V220H257ZM264 219V217L261 219V221ZM212 220H214V219H212ZM221 220V219H220ZM228 220L226 221V222H228ZM239 220V219H238ZM244 220V219H243ZM260 220V219H259ZM258 220V221H259ZM180 221V220H179ZM251 221V220H250ZM257 221V222H258ZM212 222V221H211ZM214 222V221H213ZM212 222V223H213ZM236 222V221H235ZM244 222V221H243ZM248 222V221H247ZM252 222H253V220H252ZM264 222V221H263ZM262 222V223H263ZM203 223H205V222H203ZM215 223V222H214ZM233 223V222H232ZM250 223V222H249ZM256 223V222H255ZM259 223V222H258ZM261 223V222H260ZM261 223V224H262ZM247 224V223H246ZM261 224L260 225H258L259 227H256V231H254V233L253 232H251V233H248V234H251V235H248V236H251V237H249V238H247L248 236H246V240H247V243H246V241H243V243L245 242V244H242V239H241V237H237L238 235H237V233H235L234 232V234H232L231 235V240L232 241H230V237H229V240H228V242H230V244L232 245V247H231V245H230V249L228 250V249H225L224 248V246H225V244L223 243V241H221V239L223 240V238H220V241L222 242V243H217V241H216V243L217 244H212V243H210V245L209 246H206V245H208L209 243V240H210V238H209V240H208V242H207V244L205 245L203 242H202V244H198V245H196V246H194V244H193V246H192V248H196V250H197V248H199V250H201V251H199L200 253H201V255L203 256L202 258H201V263L202 264H264V237H263V235H262V233L264 232V226L262 227L261 226ZM174 225V224H173ZM204 225V224H203ZM218 225V224H217ZM252 225V224H251ZM171 226V225H170ZM216 226V225H215ZM221 226V225H220ZM232 226H234V225H232ZM243 226V225H242ZM253 226V225H252ZM252 226H250V227H252ZM257 226V225H256ZM197 227V226H196ZM200 227V226H199ZM213 227V226H212ZM227 227V226H226ZM238 227V226H237ZM237 227H236V231L238 230L237 229ZM247 227H249L248 225H247ZM198 228V227H197ZM219 228V227H218ZM225 228V227H224ZM223 228V229H224ZM228 228H230V227H228ZM246 228V227H245ZM244 228V229H245ZM163 229V228H162ZM175 229V228H174ZM208 229V228H207ZM211 229H214V228H211ZM216 229V228H215ZM214 229V230H215ZM220 229V228H219ZM226 229V228H225ZM167 230H168V228H167ZM188 230V229H187ZM190 230V229H189ZM231 230V229H230ZM232 230H233V228H232ZM231 230V231H232ZM243 230V229H242ZM176 231V230H175ZM202 231V230H201ZM224 231V230H223ZM229 231V230H228ZM228 231H227V234H228ZM247 231V230H246ZM250 231H251V228H250ZM253 231V230H252ZM202 232H204V231H202ZM206 232V231H205ZM221 232V231H220ZM230 232V231H229ZM233 232V231H232ZM245 234H247L245 231H243ZM249 232V231H248ZM198 234H200L199 232H197ZM216 233V232H215ZM194 234V233H193ZM214 234V233H213ZM242 234V233H241ZM240 234V235H241ZM190 235H191V233H190ZM197 235V234H196ZM205 235V234H204ZM222 235V234H221ZM235 235H237L236 237H235ZM195 236V235H194ZM199 236V235H198ZM208 236V235H207ZM212 236V235H211ZM215 235H213V237H214ZM242 236V235H241ZM212 237V238H213ZM217 237H218V235H217ZM261 237H263V238H261ZM198 238V237H197ZM203 238H205V237H203ZM227 238V237H226ZM237 238H239V240L237 239ZM196 239V238H195ZM199 239V238H198ZM213 239H215V238H213ZM203 240H206L207 241V239H203ZM212 240V239H211ZM241 240V241H240ZM243 240H245V239H243ZM192 241H194V240H192ZM201 241V240H200ZM220 241H218V242H220ZM225 241V240H224ZM253 241V242H252ZM154 243V242H153ZM157 243V242H156ZM162 243V242H161ZM193 243H195V242H193ZM225 243H227V242H225ZM172 244H173V242H172ZM179 244H181V243H179ZM185 244V243H184ZM188 244V243H187ZM204 244V245H203ZM222 244H224V246L222 245ZM248 244H249V246H248ZM169 245V244H168ZM183 245V244H182ZM190 245V244H189ZM188 245V246H189ZM160 246V245H159ZM170 246V245H169ZM178 247V246H177ZM180 247V246H179ZM181 249H183V248H181ZM198 252V253H199ZM196 251H195V255H196ZM199 253V254H200ZM173 257H175V256H173ZM169 258V257H168ZM197 258V257H196ZM260 259H263V261L262 262H260ZM169 260V259H168ZM171 260V259H170ZM192 261V260H191ZM190 262V261H189ZM195 262V261H194ZM160 263V262H159ZM168 263V262H167ZM172 263H173V260H172ZM171 263V264H172ZM180 263V262H179ZM181 263H183V262H181ZM185 263V262H184ZM192 263V262H191ZM178 264V263H177ZM194 264V263H193Z\"/></svg>",
	"mask_w": 264,
	"mask_h": 264
}]
</instances>
